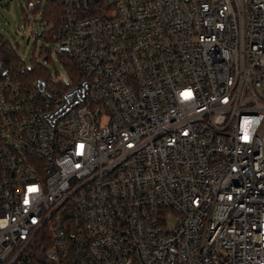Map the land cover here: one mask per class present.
Returning <instances> with one entry per match:
<instances>
[{"label":"built area","instance_id":"2783aa9c","mask_svg":"<svg viewBox=\"0 0 264 264\" xmlns=\"http://www.w3.org/2000/svg\"><path fill=\"white\" fill-rule=\"evenodd\" d=\"M25 3L74 76L0 34V264H264V0Z\"/></svg>","mask_w":264,"mask_h":264},{"label":"rangeland","instance_id":"374dc122","mask_svg":"<svg viewBox=\"0 0 264 264\" xmlns=\"http://www.w3.org/2000/svg\"><path fill=\"white\" fill-rule=\"evenodd\" d=\"M25 5V0L0 1V34L3 40L14 49L29 72L34 70L41 79L49 83L63 78L68 81L70 75L74 76L73 67L62 53L54 51L57 47L55 44L35 41L33 23L24 20L22 8H25ZM34 18L39 21L40 16L35 14ZM41 48L44 53L40 55ZM45 56L47 62L43 64Z\"/></svg>","mask_w":264,"mask_h":264},{"label":"trees","instance_id":"16d2710c","mask_svg":"<svg viewBox=\"0 0 264 264\" xmlns=\"http://www.w3.org/2000/svg\"><path fill=\"white\" fill-rule=\"evenodd\" d=\"M51 8H54V6H51ZM52 20H54V19H52ZM57 23H58V20H57ZM53 30L55 31V28H53ZM9 57H10V55H9ZM40 76V75H39ZM35 72H34V70L32 71V72H30V76H29V81L30 82H37V81H41V80H43V79H41L40 77H39Z\"/></svg>","mask_w":264,"mask_h":264},{"label":"water","instance_id":"95a60500","mask_svg":"<svg viewBox=\"0 0 264 264\" xmlns=\"http://www.w3.org/2000/svg\"><path fill=\"white\" fill-rule=\"evenodd\" d=\"M64 47H65V45H61L60 50L63 51ZM43 64H46V59H43ZM39 84H41V82H39Z\"/></svg>","mask_w":264,"mask_h":264},{"label":"snow or ice","instance_id":"6c2138e0","mask_svg":"<svg viewBox=\"0 0 264 264\" xmlns=\"http://www.w3.org/2000/svg\"><path fill=\"white\" fill-rule=\"evenodd\" d=\"M185 95H186V96H187V95H190V93H186Z\"/></svg>","mask_w":264,"mask_h":264}]
</instances>
